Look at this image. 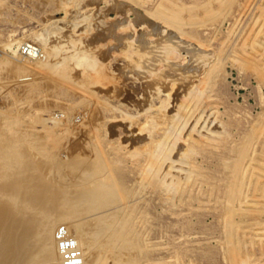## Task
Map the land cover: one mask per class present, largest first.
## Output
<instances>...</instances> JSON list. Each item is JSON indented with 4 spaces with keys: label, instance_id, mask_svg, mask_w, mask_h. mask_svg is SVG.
<instances>
[{
    "label": "rangeland",
    "instance_id": "374dc122",
    "mask_svg": "<svg viewBox=\"0 0 264 264\" xmlns=\"http://www.w3.org/2000/svg\"><path fill=\"white\" fill-rule=\"evenodd\" d=\"M0 178V264H264V0H0Z\"/></svg>",
    "mask_w": 264,
    "mask_h": 264
},
{
    "label": "bare ground",
    "instance_id": "6f19581e",
    "mask_svg": "<svg viewBox=\"0 0 264 264\" xmlns=\"http://www.w3.org/2000/svg\"><path fill=\"white\" fill-rule=\"evenodd\" d=\"M13 142H14V141H13ZM14 143H15V142H14ZM12 145H13V144H12ZM12 147H13V146H12ZM16 147H17V146H16ZM16 147H15V149H16ZM18 147H19V145H18ZM18 147H17V148H18ZM20 147H21V146H20ZM20 147H19V151L22 149V148H20ZM12 149H13V148H12ZM12 151H14V149H13ZM12 151H11V152H12ZM19 151L16 152V150H15L16 153H14V154H15L16 156H18L17 153H19ZM22 151H23V150H22ZM25 153H26V152H25ZM11 154L14 155L13 152H12ZM11 154H10V155H11ZM15 155H14V157H15ZM19 155H20V154H19ZM24 155H25V154H24ZM21 156H22V154H21ZM21 156H19V157H21ZM28 156H29V155H28ZM9 157H10V156H9ZM23 158H25V157H22V159H23ZM26 158H27V156H26ZM28 158H29V157H28ZM12 159H13V158H11V161H12ZM2 160H3V159H2ZM23 160H24V159H23ZM23 160L20 161V163L24 162ZM11 161H10V162H11ZM14 161H15V163H16V159H15ZM25 162L28 163L29 161L25 159ZM13 163H14V162H13ZM20 163H19V164H20ZM16 164H17V163H16ZM16 164H13V165L15 166ZM28 164H30V163H28ZM21 165L23 166V163H22ZM36 165H37V163H36ZM16 166H17V165H16ZM19 166H20V165H19ZM26 166H27V165H25V167H26ZM34 166H35V165H34ZM34 166H32V164H31V166H30L31 168H28L27 171H28V170H31V169L33 170L32 167H34ZM38 166H40V165H38ZM36 167H37V166H35V168H36ZM26 168H27V167H26ZM100 168H102V167H99V169H100ZM5 169H6V168H5ZM37 169H38V167H37ZM105 169H106V168H105ZM27 171H26V172H27ZM36 171H39V170H36ZM106 171H107V170H106ZM7 172H8V171H7ZM7 172H5V173L7 174ZM31 172H32V171H30V173H31ZM101 172H102V171H101ZM104 172H105V171H104ZM34 173H35V172L31 173L30 175H33ZM24 175H25V174H24ZM26 175H28V173H27ZM30 175H29V177H27V176H26V177H27L28 179H30V177H31ZM100 175H103V173L100 174ZM104 175L106 176V178L109 176V175H106V174H104ZM2 176H4V177L6 178V175H2ZM10 176H11V175H10ZM10 176L8 175L9 178H10ZM8 177H7L6 180H7V181L9 180L8 182H10V179H11V178L9 179ZM26 177H24V178L22 179V180H24V182H23L22 180H21V182H19V183H20V184H19L20 186H21V183H22V182H23V184H24V183L26 182L25 180H28ZM102 177H103V176H102ZM34 178L36 179V177H34ZM34 178L31 177L32 180H33ZM111 178H112V177H111ZM2 179H4V178L2 177ZM2 179L0 178L1 181H3ZM109 179H110V178H109ZM6 180L4 179L5 182H6ZM100 180H102V179H100ZM1 181H0L1 184H2V183L6 184L5 182H1ZM8 182H7V184H8ZM30 182H31V180H28V183H30ZM32 182H34V181H32ZM32 182H31V183H32ZM103 182H105V181L103 180ZM103 182H102V183H103ZM11 183H12V181L10 182V184H11ZM35 183H36V184H35ZM35 183H34V186H35V185L38 186V182H37L36 180H35ZM39 183H40V182H39ZM99 183H100V182H99ZM110 183H111V182H110ZM1 184H0V186H1ZM7 184H6V185H7ZM10 184H9V185H10ZM14 184H15V183H14ZM16 184H17V183H16ZM16 184H15V186H13L14 188H12V189L15 190V187H18V188H19V186L16 185ZM52 184H53V182H52L50 185H52ZM103 184H104V183H103ZM105 184L108 185L107 182H106ZM24 185H27V184H24ZM32 185H33V184H32ZM3 186H5V185H3ZM3 186H2V187H3ZM30 187H32V186H30ZM0 188H1V187H0ZM18 188H17V189H18ZM21 188H22V190H24L26 187L24 188V186H23V187L21 186ZM27 188H28V187H27ZM32 188H33V187H32ZM32 188H31V189H32ZM35 188H36V190L30 191V192H29L27 189H25L26 191H24V192H27V191L29 192V194H27V195H28L29 197H33V198H30L31 200H33V202L36 201V200L38 199L39 194H40V189L37 188L36 186H35ZM3 189H4V188H3ZM5 189H7V191H5V192L3 191V192H4L3 194H5V193H7L9 190H11V189L8 188V187L5 188ZM8 189H9V190H8ZM14 190H13V191L11 190L12 193L14 192ZM18 190H19V189H18ZM54 190H55V188H54L53 185H52V187H50V188L48 189L47 192H44V193H45L44 195L42 194L43 197H45V200L49 202L48 205H50V206L53 205V201H54V198H55V196H56ZM0 191H1V190H0ZM16 191H17V190H16ZM12 193H10V195H11ZM14 193H15V192H14ZM16 193H17V192H16ZM30 193L33 194V196H30ZM19 194H20V193H18V195H19ZM25 194H26V193H25ZM14 195H16V194H14ZM27 195H26V196H27ZM0 196H1V195H0ZM28 196H27V197H28ZM7 197H8V196H7ZM27 201L30 202V203L32 202V201H30V200H28V199H27ZM48 202H47V203H48ZM50 203H51L52 205H51ZM27 204H28V203H26V205H27ZM31 204H32V203H31ZM28 205H30V204H28ZM2 211H3V210H2V207H1V205H0V215L2 214ZM0 218H1V217H0ZM175 236L177 237V235H175ZM184 238H185V237H184ZM184 240H186V239H184ZM184 240H183V241H184ZM181 243H182V242H181ZM181 243H180V244H181Z\"/></svg>",
    "mask_w": 264,
    "mask_h": 264
},
{
    "label": "built area",
    "instance_id": "2783aa9c",
    "mask_svg": "<svg viewBox=\"0 0 264 264\" xmlns=\"http://www.w3.org/2000/svg\"><path fill=\"white\" fill-rule=\"evenodd\" d=\"M60 248L64 252V257L67 260H74L78 257V252L71 240H65L60 243Z\"/></svg>",
    "mask_w": 264,
    "mask_h": 264
}]
</instances>
